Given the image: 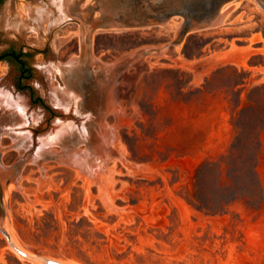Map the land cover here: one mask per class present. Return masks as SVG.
Returning <instances> with one entry per match:
<instances>
[{"label":"rangeland","instance_id":"1","mask_svg":"<svg viewBox=\"0 0 264 264\" xmlns=\"http://www.w3.org/2000/svg\"><path fill=\"white\" fill-rule=\"evenodd\" d=\"M65 1L62 7L59 0L0 5V54L8 47L33 54L22 91L13 67L0 60V80L13 96L0 103V226L28 255L20 256L0 232V264H264V88L252 92L264 86V70H256L264 67V0L228 2L222 26L182 39L175 24L215 0ZM157 12L174 16L166 26L136 24ZM96 20L108 28L86 31ZM81 25L89 35L84 57L67 67L78 58ZM48 63L53 74L40 72ZM51 89L75 100L84 137L70 132L63 148L21 162L30 144L18 134L13 140L6 126L25 115L37 142L53 134L61 115ZM249 95L260 114L242 123ZM10 107L19 114L9 116ZM251 122L260 131L256 195L244 193L242 177L230 168L220 186L211 172L209 201L223 193L231 202L199 210L198 170L209 161L244 163L228 155L238 130L249 131ZM85 150L91 155L79 168H87V179L67 163ZM17 163L6 179L2 168ZM16 180L20 187L9 189Z\"/></svg>","mask_w":264,"mask_h":264},{"label":"bare ground","instance_id":"2","mask_svg":"<svg viewBox=\"0 0 264 264\" xmlns=\"http://www.w3.org/2000/svg\"><path fill=\"white\" fill-rule=\"evenodd\" d=\"M60 2V7L64 6L65 5V0H59ZM230 8V6H229ZM233 8V7H232ZM229 10H228V5L224 6L222 8V11L221 13L226 17V15L228 14ZM38 21H40V19L38 18ZM175 27H177V30H178V27H179V24H175ZM15 28V27H14ZM36 33V32H35ZM38 33V32H37ZM48 37H49V34H48ZM231 51V50H230ZM229 51V52H230ZM228 53V52H227ZM225 54V53H223ZM229 54V53H228ZM218 55V54H217ZM222 55V53H221ZM224 56V55H223ZM226 56V55H225ZM224 56V57H225ZM220 57V56H219ZM218 56H216L215 58L214 57H211L214 58L216 61L217 60H221V57L219 58ZM227 57V56H226ZM225 57V58H226ZM217 58V59H216ZM223 58V57H222ZM224 58V59H225ZM179 59V58H178ZM210 59V58H209ZM208 59V61H210ZM214 59H212L211 61H214ZM183 59H181L182 61ZM184 61V60H183ZM222 61V60H221ZM185 62V61H184ZM204 62L206 63L207 60H204ZM202 62V64L204 63ZM215 62V61H214ZM214 62L212 63L211 62V65L213 64L214 65ZM219 62V61H218ZM217 62V63H218ZM179 63V62H178ZM220 63V62H219ZM216 64V62H215ZM226 64V62H225ZM238 64V63H237ZM54 65V64H53ZM51 65L50 63H48L47 65H45V67L43 66L42 69H40V72H48V73H54V66ZM218 65V64H217ZM235 65V64H234ZM239 65V64H238ZM216 66V65H215ZM221 66V65H220ZM208 67L209 69V66H206ZM237 67V66H236ZM244 67V66H243ZM212 67L210 66V69ZM207 69V70H208ZM202 72V71H201ZM200 75V74H199ZM202 77V75H201ZM201 80V78H199ZM199 82V80H198ZM196 83H197V80H196ZM5 86V85H4ZM61 90L63 89H59V90H54V89H51V91H49V94L48 96L50 97V99H52L53 101V105L54 107L56 108V111L59 113V115H61V118L58 119L57 121V124L55 125V129L53 130V134H50L49 136L43 138L42 140H40L39 142H37L35 140V138L33 137L32 134H34V129H29L30 128V123H29V119L28 117H26L25 115H22L24 118L23 120H20L18 122L17 125H15V127L11 128V127H7L6 126V130H9V132H6L8 136L10 137H13L12 139L15 140L16 138V134H18L21 138L25 139L28 141V146H25L26 148L24 149V156L27 155L26 153L28 151H30V154L29 156L32 157V154L35 155L37 153V155H41L42 152L45 153V151L49 150L50 147H53V146H57V147H61L63 148V146H65V141H66V138H67V135L70 134V132H74V133H78L79 135H81L82 137H84L83 135V130H84V123L81 122L79 119H81V113H80V110L75 106V100L73 98L71 99H68V100H64L62 98H59V94L61 92ZM7 97H13L9 91L6 90V87H4V89L0 90V103H9V101L7 100L8 98ZM7 102V103H6ZM20 102V101H19ZM22 102V100H21ZM18 106H20V110H23L21 113L23 114L24 113V108L25 106H23L24 104H21V103H17ZM24 107V108H23ZM6 108V107H5ZM54 108V109H55ZM16 111V113L14 114V111ZM18 110L15 108V107H10V110H8L6 113L9 114V116L11 115L12 117L14 115H18L19 113L17 112ZM109 112L111 113H115L116 111V108L114 107V104L111 103L110 105V108L108 109ZM15 117V116H14ZM79 118V119H78ZM18 119V117L16 118ZM120 120V119H119ZM83 121V120H82ZM32 125V124H31ZM27 128H28V131H27ZM111 129V128H110ZM109 130V129H108ZM111 131V130H109ZM113 131V129H112ZM111 131V132H112ZM30 132H31V135H30ZM108 133V132H107ZM112 136L113 135V132L111 134ZM117 136V134L115 135ZM107 138L108 137H104V140L105 142H107ZM84 139V138H82ZM112 139V137H111ZM84 142V141H83ZM86 143V142H85ZM108 144V143H107ZM37 146V147H36ZM36 147V149H35ZM65 148V147H64ZM35 150V154L33 153V151ZM91 154H87L86 150L83 151V152H79V153H73L72 155H69L67 157V163L70 164L71 166H73L78 172H82V174L84 173L85 175V178H86V175L90 176L89 173H87V168H84V169H80V165L82 164V160H85L86 157H89ZM36 156V155H35ZM34 156V157H35ZM28 157V156H27ZM37 158V157H35ZM107 159V157L105 158ZM110 161L112 158H109ZM38 160V159H36ZM115 160L113 159L112 162H114ZM80 169V170H78ZM100 172V171H99ZM104 173V172H102ZM108 173V172H107ZM82 174H79L81 176H83ZM100 178H103L100 176ZM87 179V178H86ZM85 180V179H84ZM109 180V179H108ZM92 182H95V181H92ZM104 182V181H103ZM102 182V184H103ZM101 185V184H100ZM105 185V184H103ZM102 185V186H103ZM20 187V184H19V181L16 180L15 183H11L9 185V189H13V188H19ZM102 190V189H101ZM10 236V235H9ZM19 245V244H18ZM22 251V250H21ZM23 253H25L24 251H22ZM26 254V253H25ZM27 256V254H26ZM54 261V260H52ZM57 262V261H56ZM60 263V262H59Z\"/></svg>","mask_w":264,"mask_h":264},{"label":"trees","instance_id":"3","mask_svg":"<svg viewBox=\"0 0 264 264\" xmlns=\"http://www.w3.org/2000/svg\"><path fill=\"white\" fill-rule=\"evenodd\" d=\"M264 88H254L252 92L259 91ZM248 100L250 105L243 109L239 115L240 122H246L248 115H256L260 114L258 103L254 100L251 95H249ZM264 128V127H263ZM262 128V129H263ZM256 124L251 122L249 131H239L235 137V140L230 148L229 155L232 158L240 157L244 159V163L235 166L234 164H229L227 162H213L209 161L202 166L197 173L196 176V207L201 211H210L212 207H220L229 205L231 202L230 196L227 194H220L219 198L211 204L207 197V175L213 172V176L216 178L218 185L220 186V180L222 176L226 172V176L229 178L228 171L230 168V175H238L242 177V185L247 193L246 195L251 199L256 195V188L258 186V179L255 173V166L257 163V157L260 151V140H259V132L257 130ZM261 129V130H262ZM257 144V146H256ZM227 156H223L225 158ZM246 159V160H245ZM248 172H251V176H248ZM247 174L244 176V174ZM224 189H228L226 185L223 187ZM236 193V192H235ZM227 195V196H226Z\"/></svg>","mask_w":264,"mask_h":264},{"label":"water","instance_id":"4","mask_svg":"<svg viewBox=\"0 0 264 264\" xmlns=\"http://www.w3.org/2000/svg\"><path fill=\"white\" fill-rule=\"evenodd\" d=\"M233 0H215L214 4L210 7H203L200 8L199 10L193 11L191 13L185 14L183 16V21L179 24L178 27V38L182 39L185 36L195 33V32H200V31H205V30H209V29H213V28H217L220 27L224 24L225 21V16L221 13L222 8L228 3L231 2ZM174 16V12H157L153 15H150L148 17H142L140 20H138L139 26H149V25H156V26H166L169 24L171 18ZM71 23H75L78 24V22L72 20L69 21ZM123 26H129L132 25L133 23H130L128 21H124L123 23H120ZM104 26H108V24H106L103 20H96L94 21L93 25L91 26L90 29H86V31H88L89 33L93 32L95 29H101V28H108V27H104ZM81 29H82V33L80 35V40H81V44H80V49H79V53H78V58L73 59L68 61L65 65L67 67L70 66H74L76 63H79L80 60L84 57V53H85V49H84V43L86 42V40L88 39V34L86 33V31L84 30L83 25H81ZM15 37H18V34L14 35ZM11 56L12 58H14L16 61H19V59L11 53H5L0 55V60L5 59L6 57ZM53 58V56H52ZM5 85V81L0 80V90L4 89ZM7 91L10 92V94L12 95V92L10 89L6 88ZM5 132H9V130H5ZM35 133V131H34ZM37 147V146H36ZM35 147V149H36ZM35 152V150L33 151V153ZM27 155L23 156L22 159L20 160L21 162L23 160H25L27 158V156L30 155V151H28L26 153ZM20 163V162H19ZM19 163H17L16 165H14V167L11 168H2V171L4 173L8 172V177H6V179H9L10 177L15 176V172L16 169L19 165ZM11 169H13V171L10 173ZM7 175V174H6ZM15 178V177H14ZM0 193H1V188H0ZM3 213V208H2V203H1V199H0V214ZM0 232L3 235V237L5 238V240L10 244V246L22 257L24 258H28V255L26 256L25 253H23L19 248H17L11 241V238L9 236V234L0 226ZM42 262H44L45 264H62L56 261H52V260H47V259H40Z\"/></svg>","mask_w":264,"mask_h":264},{"label":"flooded vegetation","instance_id":"5","mask_svg":"<svg viewBox=\"0 0 264 264\" xmlns=\"http://www.w3.org/2000/svg\"><path fill=\"white\" fill-rule=\"evenodd\" d=\"M3 1L4 0H0V5ZM1 53H11L19 59V61H16L11 56L5 58L6 60H8L9 66L13 67V71L17 74V79L15 80V85L17 89L21 91L24 90L27 87L25 82L30 80L32 77V70L28 66V59L33 56L32 52H25L23 50H16L14 48L8 47L4 49Z\"/></svg>","mask_w":264,"mask_h":264},{"label":"crops","instance_id":"6","mask_svg":"<svg viewBox=\"0 0 264 264\" xmlns=\"http://www.w3.org/2000/svg\"><path fill=\"white\" fill-rule=\"evenodd\" d=\"M258 72H261V70H264V67L256 68Z\"/></svg>","mask_w":264,"mask_h":264}]
</instances>
